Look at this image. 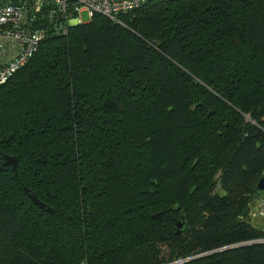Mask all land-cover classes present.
Masks as SVG:
<instances>
[{
	"label": "trees",
	"instance_id": "obj_1",
	"mask_svg": "<svg viewBox=\"0 0 264 264\" xmlns=\"http://www.w3.org/2000/svg\"><path fill=\"white\" fill-rule=\"evenodd\" d=\"M0 166V264H264V0L48 35L0 86Z\"/></svg>",
	"mask_w": 264,
	"mask_h": 264
},
{
	"label": "built area",
	"instance_id": "obj_2",
	"mask_svg": "<svg viewBox=\"0 0 264 264\" xmlns=\"http://www.w3.org/2000/svg\"><path fill=\"white\" fill-rule=\"evenodd\" d=\"M146 1L0 0V86L29 62L48 35H67L70 28L89 22L96 14L118 20L120 14ZM262 207L252 215L264 216Z\"/></svg>",
	"mask_w": 264,
	"mask_h": 264
},
{
	"label": "rangeland",
	"instance_id": "obj_3",
	"mask_svg": "<svg viewBox=\"0 0 264 264\" xmlns=\"http://www.w3.org/2000/svg\"><path fill=\"white\" fill-rule=\"evenodd\" d=\"M83 18L85 20L88 19L87 13H83ZM215 180L218 181V178L215 179ZM216 183H217V186L216 187L219 188L220 187L219 186V183L218 182H216ZM250 204H251V208H252L251 209V212H250L251 213L250 214V217H251V220L253 222V225H257V224L258 225L259 224L260 225H264V216H261V214H259L257 216L252 215V213H254V211H256L257 209H260V207H262V206L264 207V192H263V190L258 195H256V196H254V197L251 198ZM158 215H159V213L156 214V217H158ZM184 225H185V222H184ZM197 227L200 228V226H197ZM182 228H184V227H181V228L178 227V229L183 230ZM192 233H193V231H191V230L186 232V234H187V238L186 239L187 240H189V241L193 240L194 237L191 236ZM256 241H260V240H256ZM148 247H153V246H148ZM154 247H156L155 250H152V252L151 251L150 252L153 253L155 251H159V253H158L159 256H162L164 254H167L168 255V250L171 248V245L170 244H166V243H162V242L159 241V242H157L155 244ZM141 256L143 257L144 255L141 254ZM195 256H197V255L194 254V255H191L189 257H185L184 260L178 258V261H176V263L182 264L183 262L193 260V258ZM170 262L163 263V264H171ZM172 263H175V262L172 261Z\"/></svg>",
	"mask_w": 264,
	"mask_h": 264
},
{
	"label": "water",
	"instance_id": "obj_4",
	"mask_svg": "<svg viewBox=\"0 0 264 264\" xmlns=\"http://www.w3.org/2000/svg\"><path fill=\"white\" fill-rule=\"evenodd\" d=\"M6 163L9 164V165H11L12 168H13L15 171H17V167H18V158H17L16 156H13V155H8V156H6ZM1 168H2V167L0 166V169H1ZM258 189H259V190H264V177H262V178L260 179V181H259V183H258ZM26 190L29 191L28 189H26ZM30 195H31V198L33 199V201L35 202V204L39 205L40 207L45 208L46 205H45L41 200H39L38 197H37L35 194H30ZM47 209H48V210H52V208H50V207H47ZM155 217H156V215H155ZM178 227H179V228L184 227V222H183V221H180V222L178 223ZM177 233L180 234V233H181V229H178ZM227 248H232V247H227ZM227 248H223V249H221V250H225V249H227ZM221 250H218V251H221ZM218 251H212L210 254H213V253L218 252ZM201 256H204V255H197V256H195L193 259L198 258V257H201ZM171 264H178V263L175 262V263H171Z\"/></svg>",
	"mask_w": 264,
	"mask_h": 264
}]
</instances>
